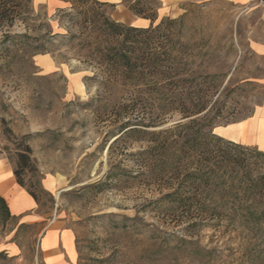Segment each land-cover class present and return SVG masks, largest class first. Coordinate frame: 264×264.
Instances as JSON below:
<instances>
[{"label": "rangeland", "instance_id": "1", "mask_svg": "<svg viewBox=\"0 0 264 264\" xmlns=\"http://www.w3.org/2000/svg\"><path fill=\"white\" fill-rule=\"evenodd\" d=\"M100 1L117 22L150 24L134 15L126 0ZM32 6L29 23L0 27V264H43L37 259L38 239L54 220L74 234V264H264V202L233 194L206 201L221 217L202 223L184 218L166 201L158 203L170 191L164 187L171 177L153 182L146 180L148 173L138 176L136 134L113 143L127 118L134 124L137 116L156 114L112 107L121 92L109 95L98 83L100 74L79 44L82 23L73 24L68 13L58 11L67 7L63 1L33 0ZM137 6L145 14L156 9L153 25L164 17L179 21L173 28L180 30L187 52L199 51L188 57L194 74L215 76V134L263 116L264 56L251 44L264 42V8L223 0H139ZM241 126L235 130L249 141L243 145L261 150L264 123L258 146L250 144L256 124ZM20 137L39 171L26 176L27 184L36 186V200L13 175L10 157ZM258 164L264 171V162ZM12 194L23 203V196L30 197L33 207L12 213L7 200Z\"/></svg>", "mask_w": 264, "mask_h": 264}, {"label": "trees", "instance_id": "2", "mask_svg": "<svg viewBox=\"0 0 264 264\" xmlns=\"http://www.w3.org/2000/svg\"><path fill=\"white\" fill-rule=\"evenodd\" d=\"M32 1L0 0V27L32 21ZM61 1L67 7L58 11L68 13L73 24L82 23L80 35L84 37L79 44L87 50L86 59L95 64L96 75L100 74L98 83L109 95L121 92L112 107L126 114L137 108L156 114L150 119L137 116L134 124L127 118L120 124L121 133L113 143H125L126 138L136 134L141 144L133 154L138 176L148 173L146 180L153 182L164 180L165 174L171 177L164 187L170 191L162 194L158 203L166 201L184 218L202 223L221 215L216 206L210 207L206 201L221 202L233 194L236 199L264 202V171L258 164L264 162V151L213 132L219 112L217 98H212L215 76L194 74L196 70L191 68L188 57L199 51L187 52L189 47L181 40L180 30L173 28L179 21L164 17L153 25L156 9L145 14L137 6L139 0L126 1L134 15L150 20L146 27L109 18L101 9L105 2L100 0ZM68 8L73 12H66ZM76 16L82 17L75 21ZM174 115L179 118L169 124ZM2 131L12 136L5 124ZM16 145L10 157L13 175L36 200V186L26 180L28 172H39L31 158V148L25 137H20ZM245 209L248 217H255L253 210Z\"/></svg>", "mask_w": 264, "mask_h": 264}, {"label": "crops", "instance_id": "3", "mask_svg": "<svg viewBox=\"0 0 264 264\" xmlns=\"http://www.w3.org/2000/svg\"><path fill=\"white\" fill-rule=\"evenodd\" d=\"M228 1L233 4L238 5H255L256 0H223ZM138 17V16H137ZM141 21L150 22L148 19L141 18ZM146 23H143L138 26L146 27ZM253 49L257 53L264 56V42H254L251 44ZM246 119L242 120L240 123L231 124L226 131L219 136L224 137L225 139L234 141L240 144H247L249 141L242 140L240 134H237V127H242L241 125L245 124L248 127L251 122L256 124V135L255 139L250 141V144L260 145L258 142V132H259V123H264V114L262 117L258 118V121ZM241 129V128H240ZM258 149L264 151V146L261 145ZM24 203L22 202L21 196L19 194H12L7 197L8 203L10 205V210L12 213H21L30 207H33L32 200L30 197L23 196ZM43 264H74L76 261V245L74 234L71 229L64 226L61 221H52L49 223L40 233L38 239V256L37 259Z\"/></svg>", "mask_w": 264, "mask_h": 264}, {"label": "built area", "instance_id": "4", "mask_svg": "<svg viewBox=\"0 0 264 264\" xmlns=\"http://www.w3.org/2000/svg\"><path fill=\"white\" fill-rule=\"evenodd\" d=\"M255 5L264 8V0H256Z\"/></svg>", "mask_w": 264, "mask_h": 264}]
</instances>
